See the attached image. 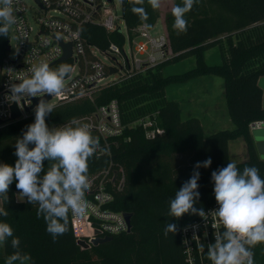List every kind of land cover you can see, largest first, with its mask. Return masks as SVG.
Segmentation results:
<instances>
[{
  "label": "trees",
  "instance_id": "trees-1",
  "mask_svg": "<svg viewBox=\"0 0 264 264\" xmlns=\"http://www.w3.org/2000/svg\"><path fill=\"white\" fill-rule=\"evenodd\" d=\"M182 0H174L181 4ZM148 13L147 23L153 27L161 17L160 8L153 10L145 2ZM121 13L130 33L133 34L143 21L131 11L130 0H121ZM189 27L186 33L178 34L173 28L171 11L165 16V27L169 35L173 55L156 66L112 85L103 87L95 101H79L59 104L46 117L50 128L83 118L96 110L99 105H107L117 100L122 135L105 139L98 131L92 130L99 138L107 154L92 157L88 162L89 178L110 166L122 165L126 172L124 188L114 191L115 199L108 207L114 211L132 214L130 231L112 235V240L82 248L77 243L71 214L68 231L55 241L46 231L43 217H37L38 205H31L16 198L15 181L10 185L8 203L2 198V207L9 214L0 217L20 238L21 248L32 257L33 264H188L181 241V228L200 218L185 214L176 219L168 216L169 201L187 181L197 162L209 157L212 164L201 167L199 192L200 200L195 205L206 210L216 203L212 171L226 167L231 161L229 143L244 138L248 159L236 163L238 168L255 166L264 178V160L261 159L250 131V123L264 119L263 90L258 85L264 76V0H199L187 14ZM2 26V25H0ZM88 44L106 49L111 42L125 43V35L119 30L108 32L95 24H84L81 28ZM10 35L0 36V62L9 51ZM219 46L223 61L209 64L205 58L208 48ZM194 56L196 65L181 73L165 74L170 63ZM61 64L72 66V60L50 65L57 68ZM216 75L224 79V95L228 104L233 129H223L207 133L203 122L197 116H185L181 104L169 98L167 90L171 86H185L200 77ZM158 112V124L165 132L155 137H147L142 126H133L138 119ZM35 113L0 128V163L14 166L15 142L26 126L33 123ZM31 147V146H30ZM45 162V171L47 170ZM87 193V192H86ZM177 224L174 235H164L166 224ZM14 252L10 240L0 244V264ZM254 264H264V244L253 248ZM196 264H212L207 252L197 256Z\"/></svg>",
  "mask_w": 264,
  "mask_h": 264
},
{
  "label": "clouds",
  "instance_id": "clouds-1",
  "mask_svg": "<svg viewBox=\"0 0 264 264\" xmlns=\"http://www.w3.org/2000/svg\"><path fill=\"white\" fill-rule=\"evenodd\" d=\"M145 2L130 0L132 13L146 23L149 17ZM198 2L182 0L181 4L172 7L173 28L178 34L187 32L186 16ZM13 3L14 0H0L2 37L8 38L9 26L17 24ZM147 4L157 10L161 0H147ZM71 72L72 67L68 64L53 69L41 62L19 83L9 84L11 95L18 99H40L34 108V122L16 139L15 165L0 163V197L8 203L10 185L15 181L19 195L26 198L27 203L38 205L37 217H43L46 231L54 241L68 231L70 213L76 219H83L88 214L91 208L86 199L90 187L88 162L92 157L99 158L108 152L93 135L88 123L73 120L52 128L46 123V117L55 111V105L44 97L60 94ZM45 162L48 165L46 171ZM211 164L209 157L194 165L190 178L169 201L168 216L176 219L185 214L205 217L203 208L195 207L200 200L198 169L208 168ZM211 180L218 204L212 212L222 222L224 230L215 235L214 243L208 244V259L212 264H254L253 248L264 244V178L257 167L241 170L235 161H230L226 167L212 171ZM8 214V210L0 207V217L6 218ZM177 231V224L168 222L164 235H175ZM9 240L14 252L6 258L5 264H33L31 255L22 250L20 238L14 235L11 225L0 221V244Z\"/></svg>",
  "mask_w": 264,
  "mask_h": 264
},
{
  "label": "built area",
  "instance_id": "built-area-1",
  "mask_svg": "<svg viewBox=\"0 0 264 264\" xmlns=\"http://www.w3.org/2000/svg\"><path fill=\"white\" fill-rule=\"evenodd\" d=\"M33 1L37 11L32 17L37 30L31 21V7L26 1L14 0L13 3L17 24L11 26L15 32L16 53L13 56L10 54L12 46L9 42L8 54L0 62V128L29 116L35 107L29 111L27 107L33 105L35 98H40L18 99L11 95L9 84L19 83L41 62L49 66L59 62L68 43H72V56L68 59L72 60V72L65 80L64 90L50 96L49 102L55 106L81 99L94 102L103 87L143 72L173 55L165 25L161 32H155V26L149 27L147 22H143L132 34L114 0ZM84 24L100 25L108 32L119 30L125 35V43L121 46L111 42L106 49L88 44L81 33ZM112 67L117 68L116 72H111ZM14 105L21 112L18 118H13ZM76 121L88 123L92 130L98 131L105 139L118 137L124 130L119 104L115 99L107 105H98L94 112ZM133 126H142L147 137L165 132L158 124V112L138 119ZM261 128H264V119L250 123L251 133ZM125 182L126 172L122 165L116 168L110 166L89 178L86 199L91 208L83 219L71 216L77 241L84 240L93 247L92 241L98 236L107 237L130 231L126 212L108 207L115 199L114 191L122 190ZM216 208L217 202L204 210L205 217L181 228V241L188 264H196L197 256L202 257L207 252L208 244L215 242V235L224 230L222 222L212 212Z\"/></svg>",
  "mask_w": 264,
  "mask_h": 264
},
{
  "label": "rangeland",
  "instance_id": "rangeland-1",
  "mask_svg": "<svg viewBox=\"0 0 264 264\" xmlns=\"http://www.w3.org/2000/svg\"><path fill=\"white\" fill-rule=\"evenodd\" d=\"M26 3L31 7L30 15L32 17L33 13L37 11V7L33 0H25ZM116 7L119 12H121V0H114ZM174 6V0H161L160 12L161 17L155 25V32H161L164 28V16L168 12L171 11ZM32 23L35 25L36 23L32 17ZM37 26L35 25V30H37ZM9 35H10V45L12 46L10 54L13 56L16 53V38L13 26H9ZM206 61L209 64H219L223 61L222 54L219 46H213L206 50L205 52ZM196 65V58L194 56L186 57L182 60L170 63L164 69L165 74H174L181 73L188 69L193 68ZM114 76V75H113ZM117 76V75H116ZM212 77V78H211ZM215 79V80H208ZM224 79L220 76L209 75L208 78L204 80H195L194 82H189L185 86H171L167 90V94L169 98H174L176 100H180L183 106L190 104V98L193 96L194 102L199 101L197 107L195 109L198 112V116L204 124V129L207 133H212L218 130L223 129H233L235 126L228 117V104L223 101V93H222V85ZM208 89L210 91H208ZM197 96V97H196ZM184 99H186L184 101ZM179 101V102H180ZM210 108L208 111V115L200 116L203 114L201 110L204 111L203 108ZM227 111V112H226ZM34 112V111H33ZM226 113V115H225ZM230 159L231 161H235L236 163L242 162L248 159V150L246 146V142L244 138L240 137L235 140L230 141ZM260 155V154H259ZM261 159L264 160V156H261ZM19 197L22 196L19 195ZM0 206H1V198H0Z\"/></svg>",
  "mask_w": 264,
  "mask_h": 264
},
{
  "label": "water",
  "instance_id": "water-1",
  "mask_svg": "<svg viewBox=\"0 0 264 264\" xmlns=\"http://www.w3.org/2000/svg\"><path fill=\"white\" fill-rule=\"evenodd\" d=\"M9 48H10V46H9ZM71 56H72V43H68L66 45L65 53L59 59V62L68 60V59H70ZM116 70H117V68H115V67L111 68V72H116ZM258 85L263 90V107H264V76H262L259 79ZM39 99L40 98H35L33 105L31 107H27V111H29L31 108L36 107V105L39 102ZM44 99L49 100L50 96L47 95V96L44 97ZM20 115H21V112H20L19 108L17 107V105H14L13 106V118H18ZM252 136H253V140H254V143H255V146H256V149H257L258 153L261 156H264V128L254 130L253 133H252ZM125 216H126V219L128 221V225L131 228L132 214L129 213V212H126ZM112 238H113L112 236H107V237L98 236L97 238H95L92 241V246H97V245H99L101 243L110 241V240H112ZM77 243H78L79 246H81L82 248H85V249H89L91 247L90 244L87 243L84 240H78Z\"/></svg>",
  "mask_w": 264,
  "mask_h": 264
},
{
  "label": "crops",
  "instance_id": "crops-1",
  "mask_svg": "<svg viewBox=\"0 0 264 264\" xmlns=\"http://www.w3.org/2000/svg\"><path fill=\"white\" fill-rule=\"evenodd\" d=\"M164 25H165V16H164ZM209 76V75H208ZM208 76H203V77H200L199 79H197V80H204L205 78H208ZM212 78V77H211ZM196 80V81H197ZM208 80H215V79H208ZM195 81V80H194ZM194 81H191V82H194ZM222 85V86H221ZM220 86L222 87V93H223V101H225V102H227L226 101V98H225V95H224V82L221 84V82H220ZM208 91H210L209 89H208ZM193 96H195V93H193V95H192V97L189 99L190 100V104L189 105H186V106H183L182 104H181V107H182V110H183V114L185 115V116H197V117H199L198 116V112H196L195 111V109H196V107H197V104L199 103V101H197V102H194V100H193ZM197 97V96H196ZM186 99H184V101H185ZM180 101V100H179ZM180 103H181V101H180ZM204 109V111L203 110H201L202 112H203V114L202 115H200V116H205V115H208V111H209V109L210 108H208V107H205V108H203ZM227 112V111H226ZM225 115H226V113H225ZM227 115H228V117L230 118V116H229V112H227ZM232 120V119H231ZM204 125V124H203ZM16 198H17V200L18 201H24L26 198H24L23 196H22V199H21V197H19V193H18V191L16 192ZM0 207H2V199H1V206Z\"/></svg>",
  "mask_w": 264,
  "mask_h": 264
}]
</instances>
